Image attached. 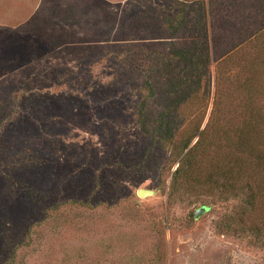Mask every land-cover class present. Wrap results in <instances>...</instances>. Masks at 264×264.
<instances>
[{"label": "rangeland", "instance_id": "374dc122", "mask_svg": "<svg viewBox=\"0 0 264 264\" xmlns=\"http://www.w3.org/2000/svg\"><path fill=\"white\" fill-rule=\"evenodd\" d=\"M258 2L0 0V264H264Z\"/></svg>", "mask_w": 264, "mask_h": 264}, {"label": "trees", "instance_id": "16d2710c", "mask_svg": "<svg viewBox=\"0 0 264 264\" xmlns=\"http://www.w3.org/2000/svg\"><path fill=\"white\" fill-rule=\"evenodd\" d=\"M259 5L264 6V0H259L258 2ZM146 86H149V84L145 83ZM144 105V101H143ZM140 114V112H139ZM172 133V132H171ZM191 139V138H190ZM190 139H186V141L182 145V152L185 151L189 144H190ZM203 135H201L200 140L202 141ZM200 144L199 140L195 143V148ZM245 147L244 145H239ZM192 149V148H191ZM191 149L187 151V155L183 158L181 164L178 166V168L175 170L173 174V185L177 182L178 178L184 173L185 166L189 164V157L191 156V161H192V153ZM248 150H246L247 152ZM191 153V155H190ZM256 163L258 168L260 169V173L258 176V180L256 183V186L254 188V193L248 195V193L245 195V204H246V211H244V215H250L254 212V210L262 211L264 213V156L257 155L255 157ZM213 186L214 188L219 191V195H226V196H235L234 193V188L233 183L230 181H219L213 180ZM172 194L169 195L171 197ZM221 231H224L225 233H235L236 235H239L240 233L245 232V228H240L239 231L234 230L230 224L227 225H219L218 226ZM255 232V237H256V243L260 245V247H264V240L262 238V235L259 231L258 228H255L252 230Z\"/></svg>", "mask_w": 264, "mask_h": 264}, {"label": "water", "instance_id": "95a60500", "mask_svg": "<svg viewBox=\"0 0 264 264\" xmlns=\"http://www.w3.org/2000/svg\"><path fill=\"white\" fill-rule=\"evenodd\" d=\"M137 195L140 198H146L147 196H153L154 195V192L153 191H150V190L139 189L138 192H137ZM205 210H206L205 208H201L200 210H198L195 213V218H198V216L201 213L200 211H205Z\"/></svg>", "mask_w": 264, "mask_h": 264}]
</instances>
